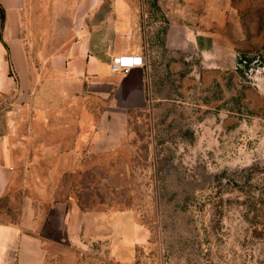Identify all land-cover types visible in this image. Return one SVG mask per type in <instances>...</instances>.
<instances>
[{
    "label": "rangeland",
    "instance_id": "rangeland-1",
    "mask_svg": "<svg viewBox=\"0 0 264 264\" xmlns=\"http://www.w3.org/2000/svg\"><path fill=\"white\" fill-rule=\"evenodd\" d=\"M234 6L220 49L174 53L172 89L132 115L129 143L115 152L77 150L75 123L105 103L39 65L49 73L11 136L0 223L40 236L46 264H264V0ZM140 7L158 9L145 20L159 22V41L197 19L181 15L180 0ZM73 203L103 216L104 232L74 245L62 222Z\"/></svg>",
    "mask_w": 264,
    "mask_h": 264
},
{
    "label": "crops",
    "instance_id": "crops-1",
    "mask_svg": "<svg viewBox=\"0 0 264 264\" xmlns=\"http://www.w3.org/2000/svg\"><path fill=\"white\" fill-rule=\"evenodd\" d=\"M140 1L0 0V202L14 175L13 130L46 83L48 70L39 65L51 66L54 79L83 81L105 103L94 121L75 128L77 150L108 154L129 143L132 115L172 89L167 72L174 53L184 58L191 50L200 56L220 49L221 17L235 13V0H180L181 15L196 22L170 25L159 41V22L145 20L158 9L141 8ZM40 15L50 18L48 29L39 25ZM119 56H142L147 65L113 73ZM100 216L73 203L63 216L65 235L76 245L87 232L102 234ZM0 264H46L43 239L25 225L0 223Z\"/></svg>",
    "mask_w": 264,
    "mask_h": 264
},
{
    "label": "built area",
    "instance_id": "built-area-1",
    "mask_svg": "<svg viewBox=\"0 0 264 264\" xmlns=\"http://www.w3.org/2000/svg\"><path fill=\"white\" fill-rule=\"evenodd\" d=\"M147 65V59L142 56H119L113 59L111 68L113 73L126 74L135 67Z\"/></svg>",
    "mask_w": 264,
    "mask_h": 264
}]
</instances>
